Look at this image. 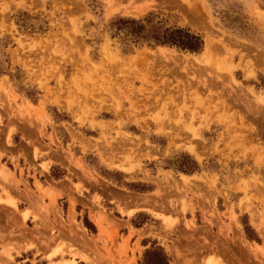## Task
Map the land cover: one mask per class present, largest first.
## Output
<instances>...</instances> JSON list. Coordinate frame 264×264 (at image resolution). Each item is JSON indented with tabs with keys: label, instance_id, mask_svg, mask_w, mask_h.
<instances>
[{
	"label": "rangeland",
	"instance_id": "374dc122",
	"mask_svg": "<svg viewBox=\"0 0 264 264\" xmlns=\"http://www.w3.org/2000/svg\"><path fill=\"white\" fill-rule=\"evenodd\" d=\"M120 18L188 29L203 49L135 43ZM263 69L264 0H0L4 179L23 185L25 162L32 187L57 182L38 192L93 256L63 241L57 264H143L151 248L169 264H264Z\"/></svg>",
	"mask_w": 264,
	"mask_h": 264
},
{
	"label": "crops",
	"instance_id": "0c3cea01",
	"mask_svg": "<svg viewBox=\"0 0 264 264\" xmlns=\"http://www.w3.org/2000/svg\"><path fill=\"white\" fill-rule=\"evenodd\" d=\"M21 163H12L15 167L14 173L17 180L21 179L24 182L23 185L19 186L14 185L11 179H4L5 168H8V164L0 163V185L3 186L0 193L5 189L16 200V209L11 205L0 204V264H10L5 257V252L11 248L15 249L13 257L16 264H57L71 260L63 259L60 255L52 256L54 249L63 241L67 243L68 247L71 243H74V247H76L79 254H82V257L92 259L93 256L87 249V243H83L87 241L82 240L83 242L78 244L68 233L62 231L60 227L57 228L56 220L59 219L58 215L62 214L59 199L55 200V207V204L52 203L48 196L39 193L37 188V184H41L45 192H47L45 188H49L48 190L54 193L59 191L61 186L57 182L49 184V186H47V182L43 184L40 180L41 174H38L32 181L33 188L26 177L29 171L34 172L35 170L30 164ZM21 171H23V176L21 175ZM11 173L13 172L11 171ZM43 175L45 178L46 174L43 173ZM25 182L29 184L30 190L25 186ZM2 197L6 199V195H2ZM48 206H50V210L48 209L50 211L49 216L47 215V211H45ZM57 208L59 211H57ZM24 211H28L29 213L26 221L23 220L22 216L20 217L17 214V212ZM94 216L97 217L98 213ZM16 221L20 222V228L27 226L29 230H24V232L20 233L21 230L18 226L14 228ZM94 222H96L95 219ZM35 227L39 229H35ZM99 228L101 227L99 226ZM50 229L51 231L56 229V231L52 233ZM30 254L32 258H30ZM72 262L75 261H71V264H75L76 262L77 264H90L89 261H85L80 257L76 258L75 263Z\"/></svg>",
	"mask_w": 264,
	"mask_h": 264
},
{
	"label": "trees",
	"instance_id": "16d2710c",
	"mask_svg": "<svg viewBox=\"0 0 264 264\" xmlns=\"http://www.w3.org/2000/svg\"><path fill=\"white\" fill-rule=\"evenodd\" d=\"M116 32L124 33L135 43H149L154 46L175 47L181 51L199 53L204 42L201 36L188 29H173L154 26L148 28L134 19H117L112 22ZM143 264H169L168 257L161 248H151L144 253Z\"/></svg>",
	"mask_w": 264,
	"mask_h": 264
},
{
	"label": "bare ground",
	"instance_id": "6f19581e",
	"mask_svg": "<svg viewBox=\"0 0 264 264\" xmlns=\"http://www.w3.org/2000/svg\"><path fill=\"white\" fill-rule=\"evenodd\" d=\"M206 54L207 53H209V51H211L212 49H213V45L211 44V42H206ZM220 51V50H219ZM214 52H215V50H214ZM112 58V57H111ZM264 70V69H263ZM73 77V76H72ZM74 77H76V79H77V76L75 75ZM74 79V78H73ZM77 81V80H76ZM76 83V82H75ZM195 134H197V133H195ZM194 143V142H193ZM197 143H199V142H197ZM191 144V143H190ZM200 144V143H199ZM186 149L188 150V151H190L191 153H193V154H196V156L197 157H202L201 156V150L199 151L198 150V148L196 147V145H190V146H187L186 147ZM205 153V152H204ZM143 154H145V153H143ZM146 155V154H145ZM129 168H131V167H129ZM125 171H127L126 173H128L130 170L128 169V168H126V169H124ZM184 178H185V176H183ZM129 215H131V213L129 212ZM255 217V216H254ZM106 220V217L104 216V215H102V214H100V213H98V218H97V224L99 225V226H101L102 224H103V222ZM257 220H259V219H257ZM257 223V222H256ZM258 225V224H257ZM212 264H224V263H222L221 261H217V262H213Z\"/></svg>",
	"mask_w": 264,
	"mask_h": 264
}]
</instances>
